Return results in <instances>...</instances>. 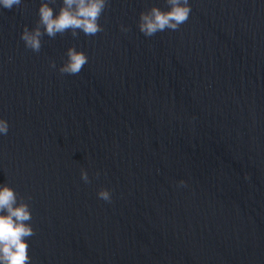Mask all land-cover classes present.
Returning a JSON list of instances; mask_svg holds the SVG:
<instances>
[{
	"label": "water",
	"instance_id": "95a60500",
	"mask_svg": "<svg viewBox=\"0 0 264 264\" xmlns=\"http://www.w3.org/2000/svg\"><path fill=\"white\" fill-rule=\"evenodd\" d=\"M41 2L62 0L0 8V183L31 264H264V0H189L152 36L139 15L167 0H107L100 32L40 26L33 51Z\"/></svg>",
	"mask_w": 264,
	"mask_h": 264
},
{
	"label": "clouds",
	"instance_id": "9594fccd",
	"mask_svg": "<svg viewBox=\"0 0 264 264\" xmlns=\"http://www.w3.org/2000/svg\"><path fill=\"white\" fill-rule=\"evenodd\" d=\"M22 0H0V8L11 9L19 6ZM107 0H62L58 11L53 14L52 8L46 2H41L37 12L38 26L32 30L26 27L21 31L20 38L25 46L33 51L40 48V26L48 36L63 33L66 29H79L86 36L100 32L98 23ZM168 9L161 11L152 7L147 12L139 15L138 29L145 36H152L165 28L176 30L188 20L191 12L189 0H167ZM122 31H126L122 27ZM67 59L60 71L76 74L88 62V58L81 51L69 48ZM8 122L0 118V136L8 133ZM81 177L87 179L85 173ZM98 196L109 201V193L101 190ZM31 220V212L27 203L22 199L18 201L17 194L7 183H0V264H31L28 255V242L26 237H31L33 228L25 221Z\"/></svg>",
	"mask_w": 264,
	"mask_h": 264
}]
</instances>
